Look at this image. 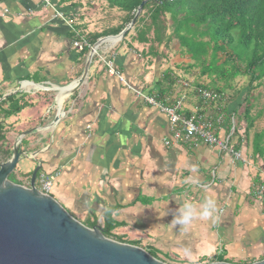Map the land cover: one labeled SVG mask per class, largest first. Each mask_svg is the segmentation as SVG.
I'll return each instance as SVG.
<instances>
[{
    "label": "crops",
    "instance_id": "crops-1",
    "mask_svg": "<svg viewBox=\"0 0 264 264\" xmlns=\"http://www.w3.org/2000/svg\"><path fill=\"white\" fill-rule=\"evenodd\" d=\"M57 1L51 0L52 4ZM95 4L87 0H78L74 6L55 4L71 21V28L62 19L49 20L53 11L40 0H0L3 127L16 130L36 126L40 109L46 112L53 106L51 99L44 104L47 93L43 90L68 86L80 77L91 48L84 53L73 46L77 40L74 28L92 46L108 36L103 32L121 24L124 12L118 24H100ZM135 27L118 43L103 44L97 51L107 59L112 56L116 69L130 83L147 92L174 96L181 89L177 79H186L171 71L174 65L183 72L189 70V80L204 84L206 76H200L198 69L183 68L192 60L186 53L189 60L185 59L180 48H171L172 40L154 43L151 50V42L134 39ZM95 35L99 37L90 42ZM70 89L63 99L57 93V105L59 108L63 102L64 114L51 139L29 150L49 144L38 156L45 162L40 171L60 170L52 197L73 216L77 213L80 222L103 226L104 213L111 210L117 225L113 234L155 256L175 255L193 264L214 262L219 256L224 262L237 264L264 258V204L253 195L264 183V135L261 140L256 136L264 134V108L252 106L254 121L246 135V121L236 113L239 99L228 100L226 109H220L224 122L218 135L230 137V145L240 154L235 158L202 143L166 146L164 139L170 137L167 116L109 76L96 55L86 81L71 94ZM9 93L11 100L8 96L2 99ZM11 103L24 106L18 118L4 116ZM198 106L212 117L220 111L215 104H201L190 93L184 105L186 112ZM26 108L27 118L20 123L19 115ZM49 129L52 127L40 130ZM207 198L216 202L213 219H194L186 228L173 226L174 214L185 201L199 207Z\"/></svg>",
    "mask_w": 264,
    "mask_h": 264
},
{
    "label": "water",
    "instance_id": "water-1",
    "mask_svg": "<svg viewBox=\"0 0 264 264\" xmlns=\"http://www.w3.org/2000/svg\"><path fill=\"white\" fill-rule=\"evenodd\" d=\"M147 1L142 0L131 20L119 33L101 37L92 45L84 70L71 83L69 94L86 81L94 54L103 44H110L105 39L116 38L112 44L124 39L134 27ZM68 86L55 89L43 87V92L47 93L43 98L44 104L51 99L53 106L46 108L44 116L38 118L39 124L17 134L10 157L0 162V264H166L140 246L104 236L99 225H84L62 203L35 187L36 175L45 163L38 156L45 153L49 144L33 152L29 149L44 144L47 138L51 139L50 135L53 136L64 114L63 102L62 113L59 112L57 93L60 88ZM9 95L6 94L2 99ZM47 126H52V130H40ZM33 135L34 140L31 141L29 138ZM22 157L37 159V166L30 175L29 187L8 179ZM205 264L237 263L214 261ZM246 264H264V258Z\"/></svg>",
    "mask_w": 264,
    "mask_h": 264
},
{
    "label": "trees",
    "instance_id": "trees-1",
    "mask_svg": "<svg viewBox=\"0 0 264 264\" xmlns=\"http://www.w3.org/2000/svg\"><path fill=\"white\" fill-rule=\"evenodd\" d=\"M77 1L58 0L55 4L74 6ZM98 1L124 12L121 24L115 29L103 32V35L119 33L142 2ZM135 26L134 39L151 42V50L155 49L152 46L154 43L162 44L175 38L181 50L192 60L187 68H197L200 76L209 77L210 84L201 83L202 85L220 93L230 90L231 97L227 95L228 100L239 99L236 113L240 112L239 119L246 121L245 135L248 133L254 121L251 116L254 105L252 90L257 86H264V0H149L144 4ZM167 30L170 31L169 34H166ZM98 37L99 35H95L90 42H95ZM87 50L85 47L83 52ZM237 77H248L249 80L243 87L237 88L233 84ZM241 92L244 93L243 96L240 95ZM11 98L9 96L7 100ZM22 106L9 104L4 116L9 117L19 112L24 107ZM222 109H226L225 105ZM3 128L0 123V141L4 139ZM263 135L256 134L258 140ZM104 217L103 226H100L102 234L124 242L112 232L117 225L111 218V210H107ZM84 225L93 227L96 223ZM215 259L225 261L222 256Z\"/></svg>",
    "mask_w": 264,
    "mask_h": 264
},
{
    "label": "built area",
    "instance_id": "built-area-1",
    "mask_svg": "<svg viewBox=\"0 0 264 264\" xmlns=\"http://www.w3.org/2000/svg\"><path fill=\"white\" fill-rule=\"evenodd\" d=\"M42 5L50 8L53 14L51 19H62L69 27L72 28V23L62 12L52 4L51 0H40ZM77 40L73 41V46L82 51L85 47L91 48L85 36L78 29L76 30ZM99 61L103 62L106 73L116 78L122 85L132 92V94L144 103L156 108L161 113L165 114L168 118V129L170 131V137L164 139V144L170 146L177 143H202L203 145L217 149L219 151H225L230 153L235 158H240V154L236 152L230 145V137L226 136L221 138L218 135L220 128L224 122V113L222 110L223 105L227 102V96L223 92H217L211 88H208L202 84H196L189 79H177V83L180 86V90L176 95H163L154 92H147L142 87H137L130 83L117 69L114 64L113 58L107 59L106 57L98 54L94 56ZM193 96L203 105L215 104L220 110L215 117L206 114L199 106L195 107L193 111L187 113L185 110V102L189 94ZM90 126H88L89 128ZM234 127L232 125V131ZM60 175V170L53 172H39L35 180V187L42 193L51 194L52 188L57 177ZM23 186L29 187V181L23 182ZM253 195L260 199L264 204V183L259 184L254 189ZM209 263V262H206ZM196 264H205L199 263Z\"/></svg>",
    "mask_w": 264,
    "mask_h": 264
},
{
    "label": "rangeland",
    "instance_id": "rangeland-1",
    "mask_svg": "<svg viewBox=\"0 0 264 264\" xmlns=\"http://www.w3.org/2000/svg\"><path fill=\"white\" fill-rule=\"evenodd\" d=\"M86 1V0H85ZM90 1H93L94 3H96L93 7L96 9V11H97V15H96V17H98V21L100 22V24H105V26H110V25H113V24H118L119 22H121V18H122V16H123V13H121V11H119V10H114V9H109L108 8V6L106 5V3L105 2H98V1H95V0H87V2H90ZM141 15V14H140ZM103 24V25H104ZM137 25V24H136ZM169 31V30H168ZM170 32V31H169ZM108 41V40H107ZM110 42V41H109ZM111 43V42H110ZM112 44V43H111ZM171 48H177V49H179L180 47L178 46V41L175 39V38H173L172 39V44H171ZM180 50H181V48H180ZM172 52V51H171ZM177 53H179V52H177ZM182 53H184V54H182V56L185 58V59H187V60H189V57H187V56H184V55H186L185 54V52L184 51H182ZM180 55V54H179ZM191 62V61H190ZM185 64V63H184ZM178 68H180V66H174V65H172L171 66V71H173L174 73H176V74H178V76L179 77H183V78H186V79H190V75H189V73H190V71L188 70V71H182L181 69H178ZM183 68H185V69H189V68H187V67H183ZM194 68V67H193ZM192 68V69H193ZM191 69V68H190ZM194 70L195 71H197V68H194ZM249 79H248V77H237V78H235V80L233 81V84H235L236 85V87L237 88H241V87H243L244 86V84H246L247 83V81H248ZM204 81V84H210L209 82H210V79H209V77H205V79L203 80ZM16 85V84H15ZM227 93H228V95H229V97H231V91L230 90H228V91H226ZM244 92V91H243ZM243 92H241L240 93V95H244V93ZM240 95H238V96H240ZM251 95H252V103H254V106H255V104H256V107L257 106H260V107H262V108H264V86L263 85H261V86H257L255 89H253L252 90V93H251ZM239 98V97H238ZM227 100H228V97H227ZM230 100V99H229ZM57 104H58V100H57ZM45 106H47V105H45ZM259 108V107H258ZM258 108H256V110L258 109ZM253 109V108H252ZM254 110V109H253ZM20 111H21V109H20ZM19 111V112H20ZM19 112H16V113H13L12 115H11V117H17L18 118V114H19ZM27 112V108L25 109V110H23L22 111V113L19 115V120H18V122H20V123H23L24 122V119L25 118H27V116H25V114L24 113H26ZM45 112V110L44 109H40V111L38 112V114H37V119H36V123L37 124H39V120H38V118H39V116H40V114H43ZM32 113V115L34 114V112H31ZM10 117V116H9ZM28 117H31V116H28ZM32 117H34V115L32 116ZM16 119V118H15ZM17 124V123H16ZM34 127V126H33ZM28 128H31V127H29V126H27V127H16V130H13L14 128L12 127V126H10V127H8V128H6V127H4L3 128V131H2V133H3V135H4V139L2 140V141H0V146H1V148H2V150H4V153H3V157L1 158L2 159V161H4V160H6L8 157H9V154H10V152H11V148H12V145H13V142H14V140H15V138H16V135L19 133V132H21V131H23V130H25V129H28ZM8 139H7V138ZM31 141H33L34 140V135L32 136V138H29ZM43 145V144H42ZM42 145H39V146H37V147H41ZM37 159H28V158H26V157H22L20 160H19V162H18V164H17V166H16V168H15V170H14V172H12V174H11V177L12 178H14L19 184L20 183H22V182H25L26 181V179H27V177L31 174V172L35 169V167L37 166ZM51 196H54L52 193H51ZM55 197V196H54ZM77 220H78V218H80L81 219V217H80V215L79 214H75V216H74ZM84 224V223H83ZM115 240V239H114ZM122 241H126V242H128L129 240H127V239H121ZM125 242V243H126ZM152 256L154 255V254H152V253H150ZM155 256V255H154ZM156 258L157 259H159V260H161V261H163L164 263H166V264H184V263H187V264H193V263H188L187 261H184V260H187V259H182V258H180L179 256H175V255H170L169 257H165V256H163V255H156ZM192 261V260H191ZM193 261H195V260H193ZM195 263V262H194Z\"/></svg>",
    "mask_w": 264,
    "mask_h": 264
},
{
    "label": "clouds",
    "instance_id": "clouds-1",
    "mask_svg": "<svg viewBox=\"0 0 264 264\" xmlns=\"http://www.w3.org/2000/svg\"><path fill=\"white\" fill-rule=\"evenodd\" d=\"M195 166L192 171H195ZM217 212L216 202L212 198L204 200L199 207L191 201H185L175 212L173 226L187 227L194 219L209 220L213 219Z\"/></svg>",
    "mask_w": 264,
    "mask_h": 264
},
{
    "label": "bare ground",
    "instance_id": "bare-ground-1",
    "mask_svg": "<svg viewBox=\"0 0 264 264\" xmlns=\"http://www.w3.org/2000/svg\"><path fill=\"white\" fill-rule=\"evenodd\" d=\"M105 40H106V41L108 40V41H110L111 43H114V42L116 41V38H107V39H105ZM69 88H72V84L69 85L67 88H60V90H59V95L61 94V99H63V97H64L66 91H67ZM61 104H62V101L60 102V106H59V108H58L60 113H62V112H61ZM49 127H52V126H47L46 128L44 127V128H42V129H47V128H49ZM52 128H53V127H52Z\"/></svg>",
    "mask_w": 264,
    "mask_h": 264
},
{
    "label": "flooded vegetation",
    "instance_id": "flooded-vegetation-1",
    "mask_svg": "<svg viewBox=\"0 0 264 264\" xmlns=\"http://www.w3.org/2000/svg\"><path fill=\"white\" fill-rule=\"evenodd\" d=\"M3 153H4V150H2V148H1V146H0V162H2V157H3ZM10 154H11V152H10ZM10 154H9V157H10ZM39 172H41V171H38V173H37V175L39 174ZM11 174L12 173H10L9 174V176H8V179L10 180V181H12V182H15V183H18L14 178H12L11 177ZM31 175V174H30ZM30 175L27 177V181H30ZM37 175H36V177H37ZM36 180V179H35ZM19 184V183H18Z\"/></svg>",
    "mask_w": 264,
    "mask_h": 264
}]
</instances>
